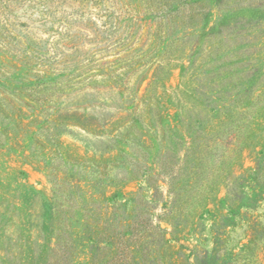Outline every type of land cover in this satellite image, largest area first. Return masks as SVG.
I'll return each mask as SVG.
<instances>
[{
  "label": "trees",
  "instance_id": "16d2710c",
  "mask_svg": "<svg viewBox=\"0 0 264 264\" xmlns=\"http://www.w3.org/2000/svg\"><path fill=\"white\" fill-rule=\"evenodd\" d=\"M232 4L144 0L146 10L130 7L151 30L140 65L158 61L143 91L103 95L95 105L73 71L36 63L18 77L22 61L5 65L0 53V264H177L170 227L186 208H199L218 180L235 186L240 175L226 166L225 148L236 140L233 129L256 127L262 113L261 46L253 59L247 44L235 55L229 33L217 32L219 12ZM174 64L190 89L160 92ZM256 150L262 163L254 177L264 168V148ZM18 157L45 172L51 196L27 183ZM154 177L168 189L157 223L156 195L123 188Z\"/></svg>",
  "mask_w": 264,
  "mask_h": 264
},
{
  "label": "rangeland",
  "instance_id": "374dc122",
  "mask_svg": "<svg viewBox=\"0 0 264 264\" xmlns=\"http://www.w3.org/2000/svg\"><path fill=\"white\" fill-rule=\"evenodd\" d=\"M229 1L233 2L231 7L219 12L223 17L217 32L221 31L220 35L224 31L229 33L227 39L235 55H240L241 47L247 44L248 58L253 59V53L260 45L261 64L256 68L264 71V0ZM143 2L0 0V53L6 57L5 65L13 60L22 61L23 68L18 77L28 73L31 64L36 67V63H45L47 69L62 67L63 71H73L81 78L82 89L89 88L87 91L93 93L89 101L93 105L99 104L103 95L116 99L118 92L123 91L130 96L138 88L140 91L146 88L148 79L144 78L152 75L153 64L158 61L151 60L152 63L142 65L139 62L141 52L150 50L151 30H145L143 21L135 19L129 8L138 3L144 11ZM228 10L230 13L226 12ZM145 19L149 21V17ZM116 75L120 84H110ZM156 87L160 92L166 90L169 93L190 89L175 64L170 75ZM255 117H259L256 120L258 126L233 129V133H238L236 140L229 141L230 149L229 146L225 148L226 166L232 165L240 175L235 186L228 189L222 180H218L201 202L200 209L186 208L184 218L175 219L177 224L170 227L168 237L172 239L177 264H264V168L257 177L250 173L262 163L253 148L256 147V151L264 148V101L261 115ZM74 130L77 136L84 135L79 128ZM63 138L82 144L70 134ZM218 149L221 152L224 146ZM18 159L17 164L25 171L27 183L44 196H51L52 185L45 172L32 162ZM123 188L127 192L139 191L144 198L156 195L152 215L157 216L154 219L157 223L168 194L164 178L154 177L148 182L130 179ZM163 225L166 226L164 222Z\"/></svg>",
  "mask_w": 264,
  "mask_h": 264
}]
</instances>
